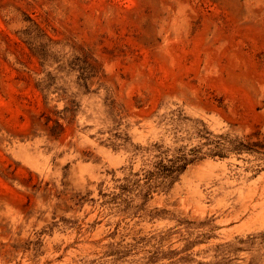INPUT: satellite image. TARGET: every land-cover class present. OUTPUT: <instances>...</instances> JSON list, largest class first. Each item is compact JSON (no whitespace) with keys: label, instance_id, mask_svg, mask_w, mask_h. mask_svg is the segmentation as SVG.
Segmentation results:
<instances>
[{"label":"rangeland","instance_id":"1","mask_svg":"<svg viewBox=\"0 0 264 264\" xmlns=\"http://www.w3.org/2000/svg\"><path fill=\"white\" fill-rule=\"evenodd\" d=\"M0 264H264V0H0Z\"/></svg>","mask_w":264,"mask_h":264}]
</instances>
